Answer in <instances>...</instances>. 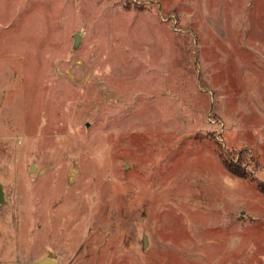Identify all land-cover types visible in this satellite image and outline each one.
I'll list each match as a JSON object with an SVG mask.
<instances>
[{
	"label": "rangeland",
	"instance_id": "1",
	"mask_svg": "<svg viewBox=\"0 0 264 264\" xmlns=\"http://www.w3.org/2000/svg\"><path fill=\"white\" fill-rule=\"evenodd\" d=\"M0 185V264H264V0H0Z\"/></svg>",
	"mask_w": 264,
	"mask_h": 264
},
{
	"label": "trees",
	"instance_id": "2",
	"mask_svg": "<svg viewBox=\"0 0 264 264\" xmlns=\"http://www.w3.org/2000/svg\"><path fill=\"white\" fill-rule=\"evenodd\" d=\"M244 160H239L238 163H226L224 162V166L227 169V171L239 178H245L246 177V173L245 170L243 169V167L241 166V163H243Z\"/></svg>",
	"mask_w": 264,
	"mask_h": 264
},
{
	"label": "water",
	"instance_id": "3",
	"mask_svg": "<svg viewBox=\"0 0 264 264\" xmlns=\"http://www.w3.org/2000/svg\"><path fill=\"white\" fill-rule=\"evenodd\" d=\"M78 40H79V35L75 34L74 35V47L77 46ZM31 168L35 169L33 165H31ZM3 202H4L3 190H2V187L0 185V204H2ZM144 240H146V239L144 238ZM36 263L37 264H56L50 257L39 260Z\"/></svg>",
	"mask_w": 264,
	"mask_h": 264
}]
</instances>
